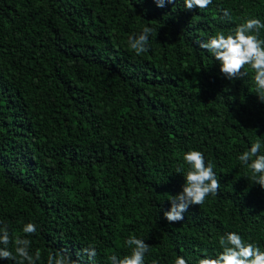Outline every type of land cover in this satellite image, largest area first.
<instances>
[{
	"label": "trees",
	"instance_id": "obj_1",
	"mask_svg": "<svg viewBox=\"0 0 264 264\" xmlns=\"http://www.w3.org/2000/svg\"><path fill=\"white\" fill-rule=\"evenodd\" d=\"M250 18L264 23V0H0V227L40 249L37 264L62 249L90 264L89 245L110 264L132 234L150 245L144 264H197L227 232L264 250V188L238 159L257 140L264 154V102L251 74L229 81L198 46ZM145 26L137 55L128 37ZM190 150L220 188L170 223Z\"/></svg>",
	"mask_w": 264,
	"mask_h": 264
},
{
	"label": "clouds",
	"instance_id": "obj_2",
	"mask_svg": "<svg viewBox=\"0 0 264 264\" xmlns=\"http://www.w3.org/2000/svg\"><path fill=\"white\" fill-rule=\"evenodd\" d=\"M157 7H164L165 3H173V0H154ZM212 0H184L187 9H205ZM223 16L231 20L227 10H222ZM264 29V23L257 18L244 20L237 24L231 33L223 32L211 35L206 41L198 42L201 49L212 54L219 64L220 73L229 81L244 79L251 74L254 82V91L259 99L264 102V39L260 38V30ZM150 27L136 34L129 35V47L137 55L148 51L149 37L152 34ZM250 69L251 73L248 70ZM261 141L252 143L250 148L242 152L238 159L247 166L252 173V180L261 188H264V154H261ZM184 163L188 166L184 171V184L177 195H168L170 208L163 212L164 218L170 223H179L184 220V213L190 206L204 204L209 195L215 196L220 188V181L213 171L211 162L206 164L204 154L201 151L190 150L184 153ZM181 167L176 169L177 173ZM37 226L28 222L23 226V233L34 234ZM222 251L215 256L204 255L197 260V264H264V250L254 243L245 241L236 232H227L218 238ZM14 248L9 250V245ZM0 259L13 260L16 264H37L41 259L40 249L34 254L30 252L31 241L19 235L12 236L7 225L0 227ZM130 253L122 258L116 255L109 257L110 264H144L145 255L149 252L150 245L144 239L137 238L134 234L126 240ZM81 253L88 257L90 264H94L97 255L94 246L89 245L81 249ZM17 257L19 258L17 260ZM47 264H79L72 259L67 249L51 251L47 257ZM153 264H158L153 261ZM174 264H187L182 256L175 258Z\"/></svg>",
	"mask_w": 264,
	"mask_h": 264
}]
</instances>
